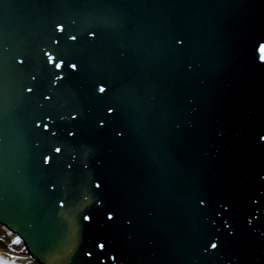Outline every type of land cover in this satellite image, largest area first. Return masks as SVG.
<instances>
[{
  "label": "water",
  "instance_id": "1",
  "mask_svg": "<svg viewBox=\"0 0 264 264\" xmlns=\"http://www.w3.org/2000/svg\"><path fill=\"white\" fill-rule=\"evenodd\" d=\"M142 1L6 0L0 7V206L7 208L5 202L13 199V213L21 208L17 216L25 219L17 217V222L39 240H30L24 232L34 253L47 257L46 263L264 264V253H257L264 252V244L249 249L246 225L227 204L237 196L236 206L264 224V195L255 183L257 172H264V160L247 146L231 150L220 144L222 136L214 128L222 121L214 111L210 114L217 122L205 107L201 110L202 97L198 101L200 91L189 85L186 65L173 53L172 69L167 66L163 73L174 86L177 82L186 87L179 101L164 96L160 100L158 88L154 93L147 89L144 96L139 90L144 103L139 111L138 104L129 105L119 96L120 90L113 86L109 91L113 84L119 86L122 69L134 64L132 47L143 45L156 53L150 45H159L157 39L165 47L186 45L188 38L206 31L201 35L207 42L211 38L212 45H231L225 64L232 56L241 59L239 45L264 43V0ZM144 6L148 11L141 18ZM163 23V28L155 26ZM198 41L204 42L199 36ZM106 43L113 49L102 51ZM48 53L57 63L63 59V67ZM189 66L193 68L191 62ZM205 76L199 69L194 78ZM101 84L110 95L107 100ZM36 118L40 123L34 124ZM148 144L155 148L153 158L142 153ZM208 150L215 156H207ZM49 156L50 161L45 159ZM141 161L156 166L150 173L153 182L142 188L147 165L140 168ZM129 186L134 189L128 192ZM19 189L33 195L40 212L37 205H20L23 193L16 202ZM164 193L171 195L167 202ZM255 193L261 194L258 208L250 203ZM235 219L238 225L232 223ZM230 223L234 227H228ZM101 242L105 250L99 248Z\"/></svg>",
  "mask_w": 264,
  "mask_h": 264
},
{
  "label": "snow or ice",
  "instance_id": "2",
  "mask_svg": "<svg viewBox=\"0 0 264 264\" xmlns=\"http://www.w3.org/2000/svg\"><path fill=\"white\" fill-rule=\"evenodd\" d=\"M5 3H6V0H0V7H2ZM58 27L60 28L61 31L64 30V26H63V24L58 25ZM91 35L95 36L96 33L93 32V33H91ZM71 39L75 40L76 37H75V36H72ZM57 43H59V41H57ZM180 43L183 44V41H180ZM261 51L264 52V45H261ZM47 55H48V57L51 59V61H52L53 63H56V66H57V67H63V65H64V61H63V59H61V60L59 61V63H57V62H56V57L52 56L51 53H48ZM262 58H264V57H262ZM21 63H23V60H21ZM71 67H72V68H75V67H76V64H72ZM99 90H100L101 92L105 91V86H104L103 84H101ZM28 91L31 92L32 89L29 88ZM48 99H51V97H48ZM109 111H113V109H112V108H109ZM48 119H51V117H48ZM101 123H103V121H101ZM44 126H45V127H48L47 124H45ZM72 135H75V133H72ZM261 139H264V137H261ZM56 151L58 152V151H60V149L57 148ZM45 159L48 160V161H50V160H51V157L49 156V157H46ZM69 167H71V165H69ZM96 186H97V187L100 186L99 182H97V185H96ZM55 187H56V185L53 184V185H52V188H55ZM200 202H201V204L205 203V201H203V200H201ZM60 204H61V206H63L64 201L61 200V201H60ZM257 204H259V201H257ZM112 218H113V214H112L111 212L108 213V219L111 220ZM85 219H87V220H91L92 217H91V216H86ZM249 222L251 223V218L249 219ZM228 227H231V225H228ZM0 242H2V241H0ZM20 242H21V241H20V237L17 236V237H16V240L14 241V243H17V244H18V243H20ZM210 246H211L212 249H216V248L218 247V245H217L216 242H212ZM99 248H100L101 250H105V249H106V245H105L104 243L101 242V243L99 244ZM205 250L207 251V249H205ZM88 255H89V256H92V252H89ZM111 258H112L113 260L116 259L115 256H112ZM0 264H15V261L7 260V259H4L3 257H0Z\"/></svg>",
  "mask_w": 264,
  "mask_h": 264
},
{
  "label": "bare ground",
  "instance_id": "3",
  "mask_svg": "<svg viewBox=\"0 0 264 264\" xmlns=\"http://www.w3.org/2000/svg\"><path fill=\"white\" fill-rule=\"evenodd\" d=\"M3 234H5V232L4 231H2V229H0V236H2ZM9 241H10V239H9ZM23 255H25V254H23ZM33 264H36L35 262H33Z\"/></svg>",
  "mask_w": 264,
  "mask_h": 264
}]
</instances>
